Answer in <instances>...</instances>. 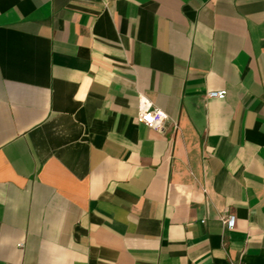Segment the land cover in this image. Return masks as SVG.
<instances>
[{"label": "crops", "instance_id": "crops-1", "mask_svg": "<svg viewBox=\"0 0 264 264\" xmlns=\"http://www.w3.org/2000/svg\"><path fill=\"white\" fill-rule=\"evenodd\" d=\"M0 264H264V0H0Z\"/></svg>", "mask_w": 264, "mask_h": 264}, {"label": "built area", "instance_id": "built-area-1", "mask_svg": "<svg viewBox=\"0 0 264 264\" xmlns=\"http://www.w3.org/2000/svg\"><path fill=\"white\" fill-rule=\"evenodd\" d=\"M224 91H208V97H224ZM138 120L144 123L147 127L164 134L168 126H172L174 130L179 129V122L171 118L163 109L153 104L150 99L141 97L140 107L137 116ZM223 223L229 229L235 227L236 216L234 213H228L222 217ZM205 220L203 219L202 222Z\"/></svg>", "mask_w": 264, "mask_h": 264}]
</instances>
